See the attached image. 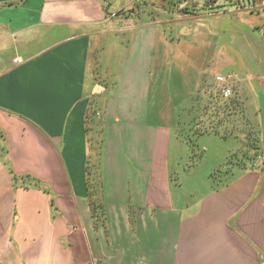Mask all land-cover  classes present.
<instances>
[{
	"label": "crops",
	"instance_id": "obj_1",
	"mask_svg": "<svg viewBox=\"0 0 264 264\" xmlns=\"http://www.w3.org/2000/svg\"><path fill=\"white\" fill-rule=\"evenodd\" d=\"M177 3L0 0V264H264V9Z\"/></svg>",
	"mask_w": 264,
	"mask_h": 264
},
{
	"label": "built area",
	"instance_id": "obj_2",
	"mask_svg": "<svg viewBox=\"0 0 264 264\" xmlns=\"http://www.w3.org/2000/svg\"><path fill=\"white\" fill-rule=\"evenodd\" d=\"M228 6L236 7L239 10L248 9L250 11L264 9V0L259 4H243V0H178L177 8L184 11L191 7H199L209 12L222 11ZM235 76L232 73L219 74L216 77L217 90L225 99L233 96Z\"/></svg>",
	"mask_w": 264,
	"mask_h": 264
},
{
	"label": "rangeland",
	"instance_id": "obj_3",
	"mask_svg": "<svg viewBox=\"0 0 264 264\" xmlns=\"http://www.w3.org/2000/svg\"><path fill=\"white\" fill-rule=\"evenodd\" d=\"M215 91L217 92V100H218V102L217 103H219V105L220 104H226L228 101L229 102H231V98H229V99H225L222 95H220V93H219V91L218 90H216L215 89ZM234 100H236V99H234ZM208 102H209V104H206V107L204 108V117L206 118L207 117V119H208V122L210 121L209 119L212 117V116H217V115H219L220 117H222V118H226V117H228V115H227V113H225V112H221L220 114H213L212 112L214 111H212V109H213V107L215 108V106H216V104H215V102L216 101H213V103H214V106L212 107V109H211V101L210 100H208ZM230 116V115H229ZM221 118V119H222ZM209 128V127H208ZM248 130H249V135H248V137H249V145H250V156L247 158L248 159V161L250 162V165L251 166H253L255 163H256V161L257 160H259L260 159V154H261V152H260V146H259V141H258V138L256 137V135H255V133L253 132V127H249L248 128ZM189 142V145H190V148L192 149V151H194L195 150V143H194V141L193 140H191V141H188ZM192 154H193V156L190 158V162H188L187 163V165L188 166H190L191 164H193V161H194V159H196V157H195V154L192 152ZM246 159V158H245ZM231 161V160H230ZM226 173V172H225ZM227 174V173H226ZM225 174V175H226ZM217 175H218V177L219 176H222V171L221 170H219L218 172H216V173H214V174H212V177L214 178H216L217 177ZM229 175V174H228ZM218 179H220V177L218 178ZM27 182H29V181H27Z\"/></svg>",
	"mask_w": 264,
	"mask_h": 264
},
{
	"label": "trees",
	"instance_id": "obj_4",
	"mask_svg": "<svg viewBox=\"0 0 264 264\" xmlns=\"http://www.w3.org/2000/svg\"><path fill=\"white\" fill-rule=\"evenodd\" d=\"M226 104H228V103H226ZM226 104H223V105H226ZM28 178H29L28 176H22V180H25V179H28ZM24 182H25V181H24ZM42 186H43V185H42L41 183L38 184V187H39V188H43ZM93 208H94V217L96 216V218H97V215H96L95 213H96V211L98 210V208H97L96 205H93Z\"/></svg>",
	"mask_w": 264,
	"mask_h": 264
}]
</instances>
